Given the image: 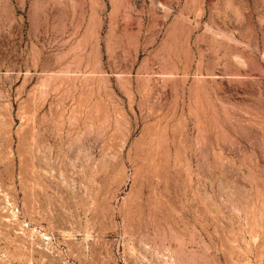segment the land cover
<instances>
[{
  "label": "rangeland",
  "instance_id": "374dc122",
  "mask_svg": "<svg viewBox=\"0 0 264 264\" xmlns=\"http://www.w3.org/2000/svg\"><path fill=\"white\" fill-rule=\"evenodd\" d=\"M0 264H264V0H0Z\"/></svg>",
  "mask_w": 264,
  "mask_h": 264
}]
</instances>
